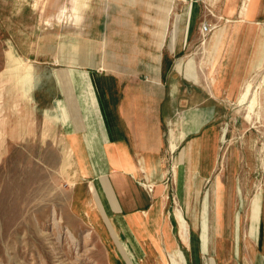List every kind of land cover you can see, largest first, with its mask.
<instances>
[{"label":"rangeland","instance_id":"rangeland-1","mask_svg":"<svg viewBox=\"0 0 264 264\" xmlns=\"http://www.w3.org/2000/svg\"><path fill=\"white\" fill-rule=\"evenodd\" d=\"M242 2L0 0V264H163L150 254L138 257L99 191L79 178L61 131V115L72 116L59 108V97L69 91L76 108L73 67L86 71L92 105L94 68L76 64L96 59L105 70L114 53L136 55L165 28L172 43L182 41L186 28L200 83L217 108L210 146L194 147V160L205 156L203 163L187 160V140L179 124H170L165 175L142 180L167 187L168 209L178 217L183 250L175 249L176 262L170 251L165 263L264 264V0H251L247 16L240 15ZM205 22L208 34L200 29ZM190 63L187 76L195 78ZM236 74L240 84L233 83ZM246 80L259 87L261 102L250 119L239 102ZM258 190L253 239L248 209Z\"/></svg>","mask_w":264,"mask_h":264},{"label":"crops","instance_id":"crops-1","mask_svg":"<svg viewBox=\"0 0 264 264\" xmlns=\"http://www.w3.org/2000/svg\"><path fill=\"white\" fill-rule=\"evenodd\" d=\"M165 30L147 42V48L137 49L136 55L128 50L114 53L105 70L96 59L88 66L76 64L94 68L89 73L92 105L85 96L82 72L86 71L72 67L77 116L61 115V131L79 178L99 191L108 216L138 257L150 254L163 264L170 251L182 247L176 234L179 221L176 212L168 209L167 187L153 182L149 190L142 180L165 175L166 126L179 124L191 157L187 160L194 162V147L210 146L217 113L212 95L200 83L195 51L189 53L186 28L182 41L175 43ZM192 59L195 78L187 76ZM235 76L233 83L240 84L241 75ZM60 93L59 99L65 100ZM204 157L195 162L203 163ZM122 253L129 257L125 249Z\"/></svg>","mask_w":264,"mask_h":264},{"label":"bare ground","instance_id":"bare-ground-1","mask_svg":"<svg viewBox=\"0 0 264 264\" xmlns=\"http://www.w3.org/2000/svg\"><path fill=\"white\" fill-rule=\"evenodd\" d=\"M250 1L251 0H243L242 5L240 7L241 8L240 9V15L241 16H247ZM60 81H61L62 86H64V84H65L64 79L62 78V79H60ZM65 94H66V98L64 101H61L59 103V108L61 110H65V109L69 110L70 109L66 113L70 114L72 116L71 118H73V115L76 112L75 106L73 107V103H74L73 98H72L71 93L69 91L65 90ZM259 94H260L259 93V87L253 88L250 80H246V82H244L242 90H241L240 95H239V102L246 104V107H247L246 118L247 119H250L253 116V113L256 111V108H258V107L261 108V102H260ZM261 204H262V191L258 190L252 196V198L249 202V209H248V221H249V230L248 231H249V236L253 239H257V236H258L260 216H261L260 214H261V207H262ZM182 248L183 247L180 248V251L183 250ZM170 254H172L171 256H172L173 262H176V259L174 256H177L178 250H172Z\"/></svg>","mask_w":264,"mask_h":264},{"label":"built area","instance_id":"built-area-1","mask_svg":"<svg viewBox=\"0 0 264 264\" xmlns=\"http://www.w3.org/2000/svg\"><path fill=\"white\" fill-rule=\"evenodd\" d=\"M200 29L203 34H208L211 31L212 27L209 23L205 22L202 24ZM147 187L149 190H152L154 186L152 184H147Z\"/></svg>","mask_w":264,"mask_h":264}]
</instances>
